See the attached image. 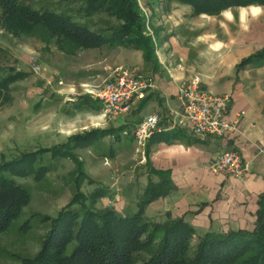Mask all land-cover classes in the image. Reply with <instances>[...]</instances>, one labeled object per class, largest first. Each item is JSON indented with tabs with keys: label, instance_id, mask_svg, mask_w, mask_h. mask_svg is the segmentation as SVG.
I'll return each mask as SVG.
<instances>
[{
	"label": "crops",
	"instance_id": "crops-1",
	"mask_svg": "<svg viewBox=\"0 0 264 264\" xmlns=\"http://www.w3.org/2000/svg\"><path fill=\"white\" fill-rule=\"evenodd\" d=\"M233 10L246 11L241 14L245 18L238 19L239 30ZM260 17H264L262 6L230 8L218 16H193L192 8L180 5L164 16L162 28L155 33L154 62H147L138 50L102 45L65 57V71L53 72L63 75L60 85L64 78L69 83L67 89L54 90L66 100L74 95L90 99L86 90L102 87L118 68L152 79L154 87L136 101L129 115L120 117L125 133L146 118L137 116L149 106L152 111L148 116H160L167 128L152 136L145 149L150 162L146 187L163 179L151 170L165 173L172 183L165 197L145 207V216L151 220L158 215H164L163 222L183 219L197 236L255 228L264 196V65L241 70L237 67L264 49V22ZM194 75L212 94L230 98V118L244 113L236 132L224 138H197L183 130L175 134L169 129L172 112L179 108L178 91ZM45 80L50 85L51 80ZM228 151L240 155L247 169L243 178L210 171L216 156ZM137 198H141L140 193ZM120 200L119 206L126 212L137 204L128 208L125 198Z\"/></svg>",
	"mask_w": 264,
	"mask_h": 264
},
{
	"label": "rangeland",
	"instance_id": "rangeland-1",
	"mask_svg": "<svg viewBox=\"0 0 264 264\" xmlns=\"http://www.w3.org/2000/svg\"><path fill=\"white\" fill-rule=\"evenodd\" d=\"M82 1L20 0L33 10L63 7L73 10L69 13L72 15L84 8ZM138 2L148 31L154 36L162 28L164 16L172 8L180 7L170 0ZM83 11L76 19L78 23L93 31L106 27L109 19L106 14L85 18ZM233 11L238 25V19L243 20L245 16L241 14L245 15L246 11ZM261 20L264 22V17ZM113 24L114 20H110V26ZM60 53L55 43L45 45L39 37H14L0 24V82L6 81L8 87L0 106V164L32 156L29 163L19 165L21 171H9L18 185L30 191L31 200L20 217L0 234V264H20L24 258L36 256L51 228L49 219L56 218L75 196L77 203L81 201V206L84 204L94 211L114 208L124 214L127 210L122 211L119 206L120 198H125L128 208L137 203L134 209H138L141 198L137 196L139 193L142 196L148 187L150 162L146 154L143 157L137 151V144H133L134 127L122 133L120 117L129 115L133 108L128 114L105 118L103 105L92 98L74 95L66 100L58 95L54 90L67 89L69 85L66 78L60 85L63 75L53 73L66 69L68 55ZM34 65H39L41 72L37 73ZM12 78L16 81L9 84L8 79ZM45 78L51 80L50 85H46ZM8 96L11 98L6 100ZM151 111L147 106L137 117H147ZM89 131L101 133L80 146L70 141L71 137ZM56 148L61 152L53 151ZM163 217L151 218L153 222H163ZM196 241L197 236L191 244L195 245Z\"/></svg>",
	"mask_w": 264,
	"mask_h": 264
},
{
	"label": "trees",
	"instance_id": "trees-1",
	"mask_svg": "<svg viewBox=\"0 0 264 264\" xmlns=\"http://www.w3.org/2000/svg\"><path fill=\"white\" fill-rule=\"evenodd\" d=\"M170 2L189 6L193 16H218L236 7H264V0ZM82 4L85 18L106 14L109 18L105 22L106 27L93 31L78 23L76 19L82 9L73 15L69 14L71 10L60 6L59 10L38 11L23 5L20 0H0V24L5 32L14 37H39L45 45L55 43L57 50L68 56L82 49L108 45L141 51L147 62H154L155 36L148 31L138 0H83ZM110 20H114L112 26ZM263 65L264 49L243 60L237 69ZM8 81L10 84L16 79ZM5 83L0 82V106L6 96L4 90L8 88ZM174 131L175 134L183 132L180 129ZM99 133L89 131L77 134L70 141L80 146ZM53 151L61 152L58 148ZM31 159L32 156L26 155L0 164V234L5 233L30 204V191L18 185L9 171H21L18 170L19 165L29 163ZM151 172L163 179L157 184L150 183L141 196L138 209L124 214H119L114 208L94 211L84 207V204L81 206V201L77 203L75 196L56 218H48L52 221L51 228L38 254L33 258H24L20 264H264V196L260 200L258 221L253 230L209 232L197 236L193 226L183 219L157 223L145 216V207L165 197L172 189L165 173ZM195 236L197 241L192 245Z\"/></svg>",
	"mask_w": 264,
	"mask_h": 264
},
{
	"label": "built area",
	"instance_id": "built-area-1",
	"mask_svg": "<svg viewBox=\"0 0 264 264\" xmlns=\"http://www.w3.org/2000/svg\"><path fill=\"white\" fill-rule=\"evenodd\" d=\"M34 70L41 72L39 65H34ZM113 75L102 87L86 90L90 98L103 105L105 118L128 114L136 101L154 87L152 79L141 73L118 68ZM178 103V110L172 112L169 129H180L197 138H224L236 132L244 114L230 118V98L206 90L198 75H194L179 89ZM166 129L160 116L154 114L146 117L133 130L137 151L145 155L150 138ZM209 169L212 173H225L238 179L247 172L240 155L230 151L219 153Z\"/></svg>",
	"mask_w": 264,
	"mask_h": 264
}]
</instances>
